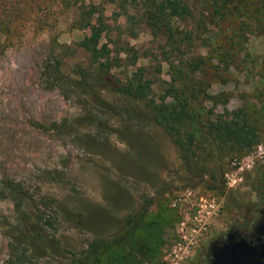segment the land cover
<instances>
[{
	"label": "rangeland",
	"instance_id": "obj_1",
	"mask_svg": "<svg viewBox=\"0 0 264 264\" xmlns=\"http://www.w3.org/2000/svg\"><path fill=\"white\" fill-rule=\"evenodd\" d=\"M183 1L191 14L172 25L175 38L189 33V40L177 49L148 20L147 0H4L10 31L0 35V264L23 252V264H72L99 239L110 246L97 264H161L162 256L143 251L146 226L125 237L128 215L152 199L144 225L162 219L155 234L167 243L192 214L194 194H211L222 209L186 263L195 264L208 240L264 205V0ZM91 5L96 12L85 23L81 12ZM93 28L112 49L100 60L120 59L108 72L99 73L78 46ZM197 57L205 61L190 79L200 83L197 118L243 109L259 139L241 153L209 139L201 120L195 151L206 174L196 183L148 99L160 102L172 75L178 80L183 62ZM48 63H58L66 80L89 72L88 85L47 87ZM140 67L153 80L147 99L121 91ZM234 171L239 180L229 186L225 174ZM12 184L28 192L23 211L15 209ZM188 189L186 201L172 206ZM121 239L125 245L114 242Z\"/></svg>",
	"mask_w": 264,
	"mask_h": 264
},
{
	"label": "trees",
	"instance_id": "obj_2",
	"mask_svg": "<svg viewBox=\"0 0 264 264\" xmlns=\"http://www.w3.org/2000/svg\"><path fill=\"white\" fill-rule=\"evenodd\" d=\"M96 5H91L88 9H84L81 12V18L83 22H89L90 17L96 12ZM145 14L148 20L152 21L151 24L157 29H164V34L167 36L169 43H172L175 48H180V42H186L189 40V33L184 34L179 40L175 38L178 34L172 25L174 19H185L190 16L191 9L183 0H147L145 6ZM10 20L5 11L4 0H0V35L10 31ZM101 33L97 28H93L91 33L84 36L79 42L78 46L87 51L92 61L97 63L99 73L108 72L111 67L119 66V58L116 61L100 60V56H108L112 49L107 43H100ZM167 58V57H166ZM171 64V63H170ZM204 58H187L182 67H179L177 74L179 79L177 80L175 75H172V83L165 89L160 97V102H156L155 99L149 98L148 105L154 111L155 121L163 126L174 137V141L179 149L181 159L187 166L188 172H190L191 180L196 183L204 180L206 171L204 170V162L199 161L196 157L195 147L197 145V138L194 132V128L198 125L202 119H198L199 112L195 111L197 104L200 83L195 81L194 85L190 84L194 74H197L204 69ZM144 68H139L132 74L131 79L125 87H121V91L133 98L147 99L152 91L153 80L146 78L143 72ZM77 73L79 77L76 79L70 78L66 80L61 73L59 64H46L44 69L45 85L47 87L53 86H86L89 83L90 73L81 69ZM178 81V82H177ZM171 97V101L167 99ZM197 113V115H196ZM199 116V115H198ZM203 126L207 130V136L209 139L216 143H229L236 148L239 152L244 153L249 151L258 142L259 135L257 128L252 125L248 119L247 113L243 109L232 111L230 117L219 116L218 119L207 118L202 120ZM183 128V134L180 129ZM210 185L211 189L217 187L218 178L215 172L210 173ZM11 198L14 201L16 211H23L24 204L29 200L28 192L23 189L19 184H12L9 187ZM152 199L146 201L140 212L136 214H129L126 219L125 230L126 236L130 237L132 233L137 230L147 227L150 239L142 246L143 251H146L151 255V258L157 255H163V248L166 244L165 239L161 234H155L156 227L160 229V222L162 219L155 221H148L144 225L145 217L147 216V208L151 204ZM39 219H43L36 213ZM45 223L52 226L50 219H44ZM113 242V241H112ZM114 242L118 245H125L122 239ZM118 242V243H117ZM110 244L108 240L99 239L93 241L90 244V248L86 251V255L78 258L72 264H97L101 260V252L109 248ZM14 252V251H13ZM28 256V255H27ZM26 259V253H14L11 255L7 264H23Z\"/></svg>",
	"mask_w": 264,
	"mask_h": 264
},
{
	"label": "built area",
	"instance_id": "obj_3",
	"mask_svg": "<svg viewBox=\"0 0 264 264\" xmlns=\"http://www.w3.org/2000/svg\"><path fill=\"white\" fill-rule=\"evenodd\" d=\"M263 148L262 145L258 149ZM238 171L226 173L225 178L229 186L237 184ZM192 194L188 189L172 202L176 207L186 201L187 196ZM192 214H186L180 221L177 237L168 241L163 249L161 264H186L193 255L199 242L213 227L222 209L221 200L214 195L194 194V200L190 203Z\"/></svg>",
	"mask_w": 264,
	"mask_h": 264
},
{
	"label": "flooded vegetation",
	"instance_id": "obj_4",
	"mask_svg": "<svg viewBox=\"0 0 264 264\" xmlns=\"http://www.w3.org/2000/svg\"><path fill=\"white\" fill-rule=\"evenodd\" d=\"M230 245L232 254L216 258ZM195 264H264V205L247 220L234 221L202 247Z\"/></svg>",
	"mask_w": 264,
	"mask_h": 264
},
{
	"label": "water",
	"instance_id": "obj_5",
	"mask_svg": "<svg viewBox=\"0 0 264 264\" xmlns=\"http://www.w3.org/2000/svg\"><path fill=\"white\" fill-rule=\"evenodd\" d=\"M232 254V249L230 248V245H226L223 248H221L218 253L216 252L215 256L216 258L228 256Z\"/></svg>",
	"mask_w": 264,
	"mask_h": 264
}]
</instances>
